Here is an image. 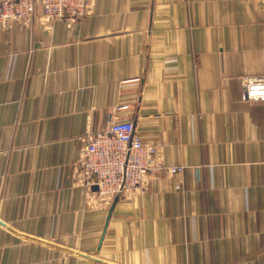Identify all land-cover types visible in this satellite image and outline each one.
I'll return each mask as SVG.
<instances>
[{"label": "crops", "instance_id": "crops-1", "mask_svg": "<svg viewBox=\"0 0 264 264\" xmlns=\"http://www.w3.org/2000/svg\"><path fill=\"white\" fill-rule=\"evenodd\" d=\"M0 22V264H264V0H95ZM133 122L179 176L103 206L82 139Z\"/></svg>", "mask_w": 264, "mask_h": 264}, {"label": "built area", "instance_id": "built-area-1", "mask_svg": "<svg viewBox=\"0 0 264 264\" xmlns=\"http://www.w3.org/2000/svg\"><path fill=\"white\" fill-rule=\"evenodd\" d=\"M95 0H0V22L31 21L48 23L56 20L72 25L92 13ZM242 87L247 99L264 101V76L244 77ZM89 179L86 185L98 188L90 201L103 206L115 199L142 194L149 181L160 173L173 177L184 172V166L165 165L161 144L145 142L133 122H113L106 132L82 139L76 162Z\"/></svg>", "mask_w": 264, "mask_h": 264}, {"label": "water", "instance_id": "water-1", "mask_svg": "<svg viewBox=\"0 0 264 264\" xmlns=\"http://www.w3.org/2000/svg\"><path fill=\"white\" fill-rule=\"evenodd\" d=\"M95 189L98 190L97 187H95ZM117 201H118V199H115V201H114L113 204H112V208H111V210L114 208V205L116 204Z\"/></svg>", "mask_w": 264, "mask_h": 264}]
</instances>
